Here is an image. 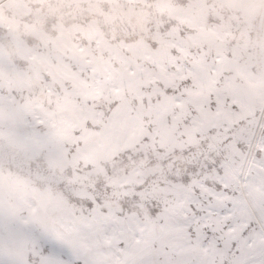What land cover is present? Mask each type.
Segmentation results:
<instances>
[{"label":"snow or ice","instance_id":"6c2138e0","mask_svg":"<svg viewBox=\"0 0 264 264\" xmlns=\"http://www.w3.org/2000/svg\"><path fill=\"white\" fill-rule=\"evenodd\" d=\"M38 11L81 22L0 23V264H264V0Z\"/></svg>","mask_w":264,"mask_h":264},{"label":"rangeland","instance_id":"374dc122","mask_svg":"<svg viewBox=\"0 0 264 264\" xmlns=\"http://www.w3.org/2000/svg\"><path fill=\"white\" fill-rule=\"evenodd\" d=\"M105 6V5H102ZM40 8V0H0V23H11L21 34L22 38L27 41L35 39L33 30H47L48 21L56 19L58 24H63L66 29H69L74 24L81 22L79 18L73 19L70 14L65 11V14L57 17L44 16ZM217 22H219L217 20ZM78 36H83V33H77ZM70 55V53H64ZM15 75H8L0 72V97L3 96L7 87V80H15ZM17 163L25 171L31 170L33 176L39 177L42 172H50L54 170L53 161L40 153H33L31 148L22 144L17 156Z\"/></svg>","mask_w":264,"mask_h":264}]
</instances>
